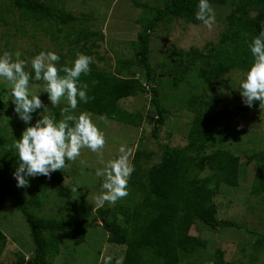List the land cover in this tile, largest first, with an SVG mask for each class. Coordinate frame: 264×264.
I'll return each instance as SVG.
<instances>
[{"label": "rangeland", "instance_id": "374dc122", "mask_svg": "<svg viewBox=\"0 0 264 264\" xmlns=\"http://www.w3.org/2000/svg\"><path fill=\"white\" fill-rule=\"evenodd\" d=\"M39 1L55 9L84 14L86 20L64 24L55 19L27 17L19 9L12 8L8 0H0V54L4 51L13 54L19 51L22 54L21 59L29 62L26 70L31 71L30 60L40 51L56 52L60 57L58 64L68 66L77 53H85L93 58L92 64L98 69L111 72L122 66L127 59L134 58L137 47L132 42L141 28L137 20L146 15L142 6L135 5L131 0ZM139 1L152 7L163 5V0ZM211 5L215 11V23L211 28L199 20L192 23L177 18L159 22L151 33L149 61L158 75L155 86L160 101L168 110L164 124L158 128L155 136L152 134L153 124L147 123L144 118L150 104L148 93H138L120 101L127 111L140 112L138 125H128L125 122L89 114L105 133L107 143L103 149L104 161L117 156L120 146L126 145L130 150L134 168L136 169L137 164L147 168L160 160L164 145L173 147L186 144V136L194 116L187 108V100L191 95L202 92L205 85L204 79L198 77L201 62L197 61L195 66L190 67L177 86L172 87L171 81L177 75L175 70L182 68L179 61H186L185 52L192 48L205 52L210 42L215 44L218 41L231 6ZM85 28L94 35H89L87 40L77 43L78 31ZM245 72L241 69L224 71L218 81L206 90L208 95L212 94L218 99L217 106L209 108L208 111L220 115L219 126L212 128V135H224L222 147L243 159L244 155L264 148V106H259V102L255 101L240 115L231 110L243 102L238 87ZM121 74L135 75L145 83L144 70L134 64L128 70L123 69ZM10 87V82L0 78V132L4 133L5 139L22 132L28 126L14 111ZM43 87L44 82L36 81L33 76L30 91L36 93ZM38 94L48 108L46 111L35 110L29 124H35L40 115H49L55 107L51 105L46 92L41 91ZM65 103L66 100H62L60 104ZM82 160L86 161V164H82ZM67 164L68 167L62 171L61 186L67 188L71 192L70 195L63 196L53 188L46 190L43 194V204L35 207V212L47 218L59 219L73 214L76 218L86 221L96 216V220L95 224L86 228L85 238L81 243L74 244L70 239H63L60 253L50 256V262L103 264L104 257L110 255L113 257L112 264H115V260L122 257L124 246L107 242V232L101 225L102 219L98 216L94 199L101 193L103 183V178L97 177L95 171L103 165L97 154L86 148L81 150V155L74 162L69 161ZM253 172L260 174L262 171L253 164L248 165L240 175L239 186L221 183L219 192L213 197L217 217L232 220L238 227L210 229L198 222L191 226L190 233L206 242L203 249L195 251L192 247L188 248L194 252L196 258H200L199 264L211 261L217 248L223 252V264H264L263 251L254 255L252 253L254 236L249 231L254 229L256 233L264 235V192L257 195L251 191ZM13 173L14 171L11 172ZM132 176L133 173L129 181ZM129 181L128 193L131 188ZM74 187L77 192L72 191ZM116 205H119V202L115 205L106 202L104 207ZM0 227L7 236L5 249L0 255V264H15L18 249L25 258H29L32 254V243L28 226L21 213L11 208L8 200L0 211ZM251 255L256 259L252 260ZM184 262L188 264V261Z\"/></svg>", "mask_w": 264, "mask_h": 264}, {"label": "trees", "instance_id": "16d2710c", "mask_svg": "<svg viewBox=\"0 0 264 264\" xmlns=\"http://www.w3.org/2000/svg\"><path fill=\"white\" fill-rule=\"evenodd\" d=\"M8 1L12 8L19 9L27 17L55 19L64 24L86 20L84 14L55 9L39 0ZM131 1L142 6L146 14L137 20L141 28L132 42L137 47L134 58L127 59L113 72L100 70L91 64L90 74L81 77L89 85V100L87 103L80 102L75 112H87L128 125H138L140 112L127 111L120 101L138 93H148L150 104L144 118L147 123L153 124L152 134L155 136L158 128L164 124L168 110L162 105L155 86L158 75L149 61L150 36L157 24L164 20L181 18L197 23L195 14L198 0H163V5L156 7L139 0ZM209 3L231 6L220 37L215 44L210 42L205 52L198 48L185 52L186 61H179L182 68L175 70L177 75L171 81L172 87L177 86L190 67L195 66L197 61L201 62L198 77L204 79L205 85L202 92L191 95L187 100V108L194 116L186 144L173 147L164 145L160 160L147 168L137 164L129 181V193L118 201L119 205L97 208L101 225L107 232V242L124 246L121 257L123 264H186L184 261L199 264L200 258H196L188 248L197 251L203 249L206 242L190 233L192 225L198 222L210 229L238 227L232 220L217 217L213 197L219 192L220 184L239 186L241 173L253 164L262 172H253L251 191L257 195L264 192V148L244 155L245 159L223 148L225 136L212 135V128L219 126L220 115L208 112L209 108L217 106L218 99L206 93L224 71L248 69L252 60L249 44L264 29V0H209ZM89 35L94 33L89 32L88 28L79 30L76 42L87 40ZM132 64L144 70L145 83L135 75L121 74ZM65 106L66 103L55 106L50 115L60 119V110ZM248 109L249 106L242 102L231 110L240 115ZM21 133L5 139L4 133L0 132V211L8 200L11 208L21 213L28 226L32 254L25 258L18 249L15 251V264H51L49 258L60 253L62 240L81 243L86 228L95 224L96 216L86 221L73 214L56 219L35 212L34 208L43 204L46 190L56 189L63 196L71 192L61 186L63 170L51 173L50 177H29L26 188L17 186L11 172L16 170L19 160L15 149L10 146L20 138ZM249 231L254 236L251 245L253 255L264 252V235L256 233L254 229ZM6 240L7 236L0 227V255L5 249ZM222 255L223 252L217 248L212 260L206 264H223ZM251 257L252 260L256 259Z\"/></svg>", "mask_w": 264, "mask_h": 264}, {"label": "clouds", "instance_id": "9594fccd", "mask_svg": "<svg viewBox=\"0 0 264 264\" xmlns=\"http://www.w3.org/2000/svg\"><path fill=\"white\" fill-rule=\"evenodd\" d=\"M195 15L209 28L215 23V11L209 0H198ZM249 49L252 60L238 89L247 106L251 107L255 101L264 106V29L253 37ZM21 55L19 51L0 54V78L10 82L14 111L28 125L10 146L15 149L19 160L13 173L17 186L26 188L29 177H50L51 173L62 171L68 167L66 161L74 162L81 155V150L86 148L96 153L103 165L95 171L97 177L103 178L102 191L94 198L96 207L101 208L106 202L115 205L128 195V181L135 170L130 150L121 145L117 156L104 161L105 133L87 112H75L80 102L87 103L89 100V85L81 77L90 74L93 58L77 53L70 66H58L60 57L56 52L40 51L31 58L29 71L26 70L29 62L21 59ZM32 73L36 81L44 82L39 92L47 93L52 106L66 100V106L60 110V119L50 114H39L35 124H29L35 110L46 111L48 108L40 99L39 92L30 91ZM81 163L86 164V161ZM72 191L77 192V188ZM112 261L113 257L108 255L104 257L103 264H112ZM115 264H123V259L117 258Z\"/></svg>", "mask_w": 264, "mask_h": 264}]
</instances>
